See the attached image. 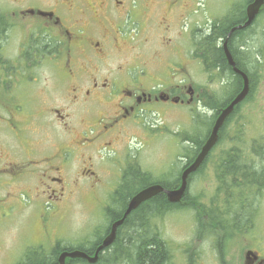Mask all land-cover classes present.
Returning a JSON list of instances; mask_svg holds the SVG:
<instances>
[{"label": "flooded vegetation", "instance_id": "flooded-vegetation-1", "mask_svg": "<svg viewBox=\"0 0 264 264\" xmlns=\"http://www.w3.org/2000/svg\"><path fill=\"white\" fill-rule=\"evenodd\" d=\"M220 1L225 3L217 11L208 0H0V220L4 225L26 199L33 210L36 204L53 206L57 226L77 192L101 201L105 215L125 198L121 218L137 192L166 181L152 179L151 170L142 167L138 152L146 141L141 134L145 126H153L149 117L161 118L153 103L200 102L203 89L197 90L190 80L194 65L184 56H191L203 70L201 57H212L213 50H221L225 58L224 40L234 26L246 21V7L253 0ZM261 17L264 5L249 27L232 31L227 40L232 56V52L239 58L248 56L249 35ZM258 35L261 46L254 51L264 55V22ZM213 61L208 74L210 98L226 100L227 82L233 80L230 72L241 86L242 77L226 58L225 65L214 67ZM137 66L139 73L134 75ZM258 68L261 72L264 66ZM163 71L168 72L169 83L153 85L152 76ZM180 73L187 79L178 78ZM211 110L212 115L217 113L215 121L220 109ZM229 119L219 131L217 144ZM244 148L243 144L225 147L215 161L216 185L220 159ZM81 176L83 183L78 182ZM247 180L233 178L236 187L228 189L229 195L239 189L238 182L243 192H236L219 209L223 226L217 225V212L213 221L224 228L226 240L238 239L242 244V264H264V239L256 237L259 220L264 223L259 199L263 188ZM125 185L128 188L121 189ZM215 194L216 190L214 209L219 206ZM114 220L108 219L90 244L98 240L93 252L87 254L95 252ZM43 233L53 248L59 247L54 264L61 252L79 249L75 247L80 245L60 241L47 226ZM76 259L81 258L67 257L65 263Z\"/></svg>", "mask_w": 264, "mask_h": 264}, {"label": "rangeland", "instance_id": "rangeland-1", "mask_svg": "<svg viewBox=\"0 0 264 264\" xmlns=\"http://www.w3.org/2000/svg\"><path fill=\"white\" fill-rule=\"evenodd\" d=\"M224 3L223 1L219 3L218 0H208V5L214 6L217 11L223 8ZM262 22L264 19L261 17L253 26V31L249 36L248 58L251 62L247 63L246 67L254 76L253 92L249 99L245 100L236 113L230 117L221 142H218L207 157L203 170L194 175L189 182L188 195L199 203L211 207H214L215 190L216 198L218 193V185L215 184L216 180L214 179L215 161L224 154L225 147L243 144L246 148L237 153L245 155L248 159L257 160L258 157L255 155L254 149L261 150L262 148L257 145L264 143V68L261 69L262 73L258 68L259 65L264 66V56H257L254 53L255 48L261 46L258 33ZM184 60L190 65H194L189 70V77L191 76L190 80L196 89L204 88L209 92L211 89L209 75L202 68L199 69L195 65L196 63H193L196 60H193L191 56H184ZM139 69L140 67L137 66L133 74H138ZM177 77L186 80L188 75L180 73ZM219 81L216 82L217 88L220 84ZM151 83L155 86L158 84L167 85L169 83L168 72L163 71L162 74L152 76ZM235 83L234 80L227 82L226 86H228L229 92L232 91ZM152 107L160 113L161 118L156 120L157 115L152 119L149 117V122H152L153 126L152 128L145 126L144 132L141 131L146 142L144 147L139 149L138 154L142 167L151 170L152 179L164 178L166 181H171L179 174L182 165L187 160L183 156L186 153L185 148L191 146V142L183 140L184 136L186 134L193 136L197 130L202 132L203 136L206 135L205 131L211 124L212 110L205 108L201 101L184 105L159 101L153 103ZM171 174H173L172 177ZM100 175L104 176L102 173ZM0 181H2V176H0ZM84 181L85 178L82 176L78 179L79 183ZM73 197L75 198L68 213L66 215L63 213V221L57 226H55V220L52 217L55 209L53 206L36 204L35 210H33L28 205L30 202L22 199L21 209L12 221L4 225L0 220V264H16L27 250L35 251L31 257L34 262L42 259L40 252L49 254L53 246L50 239L46 238L43 233L44 226L49 227L56 233V238H59L63 243H68L69 246L92 244L93 240L107 226L108 217L101 208V201H96L92 195L77 192ZM259 199L261 210L264 212V189L261 191ZM146 211L145 207L139 215ZM195 215L196 211L188 206L176 208L160 216L156 215L157 217L150 220L149 227L142 231V234L149 235L157 232L164 239L168 245L169 260L167 264H188L191 258L194 259L193 264H220L219 251L224 252L226 260L230 263L242 264L243 248L240 246L242 244L236 242L239 240H226L223 229L213 230L214 233L210 232L212 234H198V230L201 228ZM258 223L256 229H259V235L256 237L261 241L264 239V223L263 220H259ZM125 232L123 230L122 234L124 235ZM262 249L264 250V244ZM100 264H106V262L102 261ZM119 264L132 263L122 259Z\"/></svg>", "mask_w": 264, "mask_h": 264}, {"label": "trees", "instance_id": "trees-1", "mask_svg": "<svg viewBox=\"0 0 264 264\" xmlns=\"http://www.w3.org/2000/svg\"><path fill=\"white\" fill-rule=\"evenodd\" d=\"M224 34V33H223ZM222 35V34H221ZM230 49V48H229ZM209 53V52H208ZM233 57L236 62L237 67L247 72V75L252 78V73L249 69L246 68V64L250 63L248 56L239 58L234 52ZM257 56H259V52H255ZM209 57L203 56L201 59L204 63V71L207 74H210V71L212 66L210 65V60H214V67L219 64L225 65V58L221 53V50H213L210 53ZM264 56V55H263ZM230 75L232 76L233 80L236 82L234 85V88L232 91L229 92L227 99H221L217 98L212 101L210 98L209 92H207L205 89L202 90V93L200 94V101L202 105L211 110V108L220 109L224 107L231 99L232 97L238 92V90L241 87L240 79L233 74V72H230ZM254 80L251 79L250 81V88L251 90L254 88L253 86ZM250 97V96H249ZM249 97L246 99V101L249 99ZM240 106V105H239ZM239 106H236L234 109V112L237 111ZM213 114L211 116V124L210 127L214 121V118L216 116ZM195 122H198V120H195ZM210 127L205 131L206 135H202V132H199L198 130L193 134V136H187V134L184 136L183 140H187L191 142V146L185 148V157L187 165L193 157L196 155L200 147L202 146L203 142L205 141L208 132L210 130ZM224 129L221 133V136L223 137ZM256 145V144H254ZM261 147V150L254 149L255 155L258 156L257 162L251 159H248L243 154H238L235 152L228 153L227 157L224 159L221 158L220 162L217 163V179H218V193H217V201L219 202V206L214 209V207H211L207 204L199 203L195 198H192L188 195V192H186L183 202L180 204H170L166 199L164 194L159 193L156 196H154L152 199L147 201L145 204H143L140 208H137L135 211L130 212V214L125 218L123 225L118 228V238L113 243V247H109L105 250L104 253H99V257L97 262L94 264H100L102 261L106 262V264H119L121 263V260H129L132 264H167L169 257H168V245L162 239L157 232L151 233V234H142V231H145L149 227V222L152 218L157 217L156 215H162L163 213L167 211H173L176 208H180V206H188L191 209H194L196 211L195 219L200 226L201 229L198 230V234H204L205 233H214L213 230L221 229L218 228L213 221V213L217 212V219L219 223L223 226L225 223H223L224 214L220 212L219 209L224 208L227 203V200L229 197H235V193L238 192L239 194L243 192V190L240 189L242 186L241 182H238L239 185L237 186L238 190H232V194L234 196H230L229 188L236 187L233 185V178L236 177H247V182L249 185L252 183H257L260 187H264V143L261 145H257V147ZM207 161V158L203 162V164L200 166V168L189 177V181L193 178L194 175L197 173H200ZM175 176V175H174ZM232 179V180H229ZM162 186L166 188H175L179 184V174L174 177L171 181H163L160 182ZM245 185V184H244ZM128 188V185L122 186L121 189ZM120 200V201H119ZM118 203L120 204V207L117 205H114L113 208H111V211L107 213V217L110 220H114L121 216L122 210L126 204V199L122 198L119 199ZM166 205V206H165ZM223 205V207L221 206ZM148 208L147 212L144 214L139 213L143 210ZM121 208V209H119ZM215 210V211H214ZM208 213V221L205 222L204 218L205 215ZM138 216V217H135ZM224 229V228H223ZM125 230V234H122V231ZM130 231V232H129ZM210 233V234H212ZM94 245L86 246L82 245L79 247L80 250L85 251L86 253H92ZM90 246V247H89ZM113 248V249H112ZM35 250V249H34ZM111 250V251H109ZM220 250V249H219ZM59 251V247L55 246V248L52 249V251L49 254H45L44 252H40L41 260L34 262L31 257L32 254L35 252H32V250H27L25 254L22 256V258L17 261L16 264H54L52 263V259L54 258L55 254ZM131 259V260H130ZM193 258H191L190 262L188 264H193ZM219 260L220 264H231L229 261L226 260V257L224 255V252L219 251ZM87 264L85 261L81 259L71 260L68 264ZM171 264V263H169Z\"/></svg>", "mask_w": 264, "mask_h": 264}, {"label": "water", "instance_id": "water-1", "mask_svg": "<svg viewBox=\"0 0 264 264\" xmlns=\"http://www.w3.org/2000/svg\"><path fill=\"white\" fill-rule=\"evenodd\" d=\"M264 4V0H253L246 7V21L241 24L233 27L226 39L224 40V53L227 59V63L232 67L235 73L241 75L243 80V85L241 90L233 97V99L227 104L224 108L221 109V112L217 116L206 140L201 146L195 158L192 162L186 166L181 175H180V184L178 187L173 189L164 188L160 184H151L144 189L137 192L128 202L126 210L124 211L121 218L114 220L111 224L110 230L108 234L103 238L102 242L96 247L95 252L92 255L87 254L85 251L80 249L63 251L58 255V260L56 264H66L65 258H81L84 259L89 264H94L98 260L99 253L102 252L105 248L109 247L116 237V231L119 226H121L125 220V218L129 215V213L136 209L142 202L147 201L148 199L156 196L160 192L164 193L166 199L169 203H178L183 198L188 185V177L190 174L195 172L203 163L208 153L212 149V147L216 144L218 140V132L221 126L223 125L225 119L232 113L234 107L242 102L244 98L247 96L249 92V81L247 75L238 69L235 65V61L233 60L232 54L227 48V40L235 29L245 28L251 25L256 15L258 14L260 7ZM161 99L166 100V98L162 97ZM177 99H174L173 102H177Z\"/></svg>", "mask_w": 264, "mask_h": 264}, {"label": "bare ground", "instance_id": "bare-ground-1", "mask_svg": "<svg viewBox=\"0 0 264 264\" xmlns=\"http://www.w3.org/2000/svg\"><path fill=\"white\" fill-rule=\"evenodd\" d=\"M259 32V31H258ZM247 33V32H246ZM226 136V135H225ZM219 138V137H218ZM226 156V155H225ZM151 185V184H150ZM166 188V187H165ZM120 201V200H119ZM166 206V205H165ZM168 212V211H167ZM156 222H157V220H156ZM159 223V222H158ZM130 232V231H129ZM82 241V240H81ZM90 247V246H89ZM131 260V259H130Z\"/></svg>", "mask_w": 264, "mask_h": 264}]
</instances>
